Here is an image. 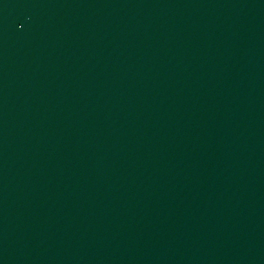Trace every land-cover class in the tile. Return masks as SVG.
Here are the masks:
<instances>
[{
	"label": "water",
	"instance_id": "obj_1",
	"mask_svg": "<svg viewBox=\"0 0 264 264\" xmlns=\"http://www.w3.org/2000/svg\"><path fill=\"white\" fill-rule=\"evenodd\" d=\"M190 0H0V106Z\"/></svg>",
	"mask_w": 264,
	"mask_h": 264
}]
</instances>
